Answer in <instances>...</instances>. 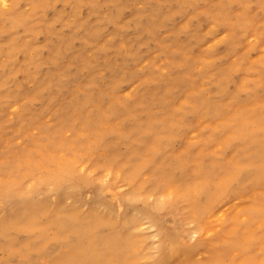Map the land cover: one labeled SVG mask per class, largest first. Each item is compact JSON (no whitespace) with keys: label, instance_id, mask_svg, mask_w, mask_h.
Masks as SVG:
<instances>
[{"label":"rangeland","instance_id":"1","mask_svg":"<svg viewBox=\"0 0 264 264\" xmlns=\"http://www.w3.org/2000/svg\"><path fill=\"white\" fill-rule=\"evenodd\" d=\"M4 1L0 198L24 217L0 212V264H52L57 212L116 224L120 204L125 264L157 263L158 204L188 236L168 264H264V0Z\"/></svg>","mask_w":264,"mask_h":264},{"label":"bare ground","instance_id":"2","mask_svg":"<svg viewBox=\"0 0 264 264\" xmlns=\"http://www.w3.org/2000/svg\"><path fill=\"white\" fill-rule=\"evenodd\" d=\"M4 2V0H0L1 5H3ZM153 132L155 135L158 133L157 131ZM251 145L256 147L259 145V142H252ZM162 163L163 162L156 163L155 166L159 168ZM54 181L59 189L63 190L67 188L69 194L73 196H77L79 191L86 186L85 182L79 180L71 183V175L63 176ZM160 187V184L155 183L150 184L149 189L152 192L159 193L161 190ZM201 190L206 191L207 189L202 188ZM3 198H0V212L5 211L9 213L10 218H12V220L14 219L13 221L22 220L24 216L16 211V206L19 204L20 199L18 197H13L9 200V203L7 202L8 204L6 206V201L5 199L3 200ZM222 198L223 196L220 194L211 197L207 209H209V207L212 208L213 205L211 204L220 202ZM222 207H224V205L218 208V218H222L224 215L225 210H222ZM127 209L132 210L133 206L120 204L117 207L116 212L121 214V219L116 224H110L108 222L109 220L105 221L97 217H91L92 215L90 216L91 218L85 219L73 213L66 214L57 212L53 221L49 224V228L54 232V239L60 244L58 250H53L56 256L52 264H67L68 261H71V264H91L93 258L98 260L97 264H125L127 260L126 254L131 246L129 231L136 225V223L129 218ZM170 209L171 208L168 206L158 204L156 207H147L144 210L145 215L153 220L161 234L160 257L156 264H168L174 257L181 254L182 249L187 247L186 240L188 236L187 231L183 228V221L174 215L175 213ZM169 214H173L171 219L172 226L165 227L164 216ZM199 216L200 213L197 215V220H199ZM201 216H203V214ZM2 225L3 224L0 222V239L2 237L4 238L5 232V229L1 228ZM103 225L108 226L110 232L106 238L100 239L98 231ZM25 228L31 230L33 226L30 224L26 225ZM35 229H38L39 239L44 240L42 237L43 228ZM28 249L31 250L30 248L22 246L17 248L16 252L25 256V258L27 257L31 264H42L38 258H32L33 252H27ZM203 264L221 263L216 259H210Z\"/></svg>","mask_w":264,"mask_h":264}]
</instances>
